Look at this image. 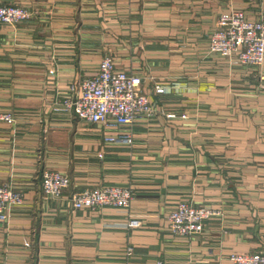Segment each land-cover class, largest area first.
I'll return each mask as SVG.
<instances>
[{
	"label": "crops",
	"instance_id": "1",
	"mask_svg": "<svg viewBox=\"0 0 264 264\" xmlns=\"http://www.w3.org/2000/svg\"><path fill=\"white\" fill-rule=\"evenodd\" d=\"M3 5L32 16L0 23V113L13 116L0 121V184L24 196L0 224V264H233L231 254L264 250V63L235 67L208 51L220 15L264 19V0ZM105 57L143 77L158 111L135 122L132 145L106 141L125 128L63 107L70 86L98 74ZM44 171L70 179L62 197L44 195ZM129 185V209L70 207L76 193ZM182 201L221 215L201 235L178 237L169 216ZM133 219L141 226L129 228Z\"/></svg>",
	"mask_w": 264,
	"mask_h": 264
},
{
	"label": "built area",
	"instance_id": "2",
	"mask_svg": "<svg viewBox=\"0 0 264 264\" xmlns=\"http://www.w3.org/2000/svg\"><path fill=\"white\" fill-rule=\"evenodd\" d=\"M31 11L22 6H0V23L16 26L29 20ZM209 51L228 60L231 66L259 68L264 63V19L254 20L240 10L222 14L216 22L209 40ZM264 81V76H260ZM166 90L156 88L161 94ZM64 110L73 112L78 118L111 131L123 134L108 136L107 142L123 141L129 145L134 142L132 128L139 119H151L157 114L152 99L144 90L143 77L117 69L111 57H105L99 72L93 77L74 82L70 86L69 96L63 101ZM173 119L174 114H168ZM0 121L12 122L9 113H0ZM70 179L60 172H43V193L47 197L60 198L70 187ZM134 198V190L127 187H102L74 194L70 207L77 210H97L104 207L129 209ZM24 196L12 186L0 184V224H7L12 208L22 205ZM221 215L219 210L210 206H194L182 201L170 214V230L178 237H194L205 231L209 220ZM129 228H138L141 221L131 220ZM133 255L129 247L127 256ZM233 264H264V250L252 254H231ZM155 264H165L158 260Z\"/></svg>",
	"mask_w": 264,
	"mask_h": 264
},
{
	"label": "rangeland",
	"instance_id": "3",
	"mask_svg": "<svg viewBox=\"0 0 264 264\" xmlns=\"http://www.w3.org/2000/svg\"><path fill=\"white\" fill-rule=\"evenodd\" d=\"M208 51H209V49H208ZM210 52V51H209ZM215 55V54H214ZM218 56V55H217Z\"/></svg>",
	"mask_w": 264,
	"mask_h": 264
}]
</instances>
